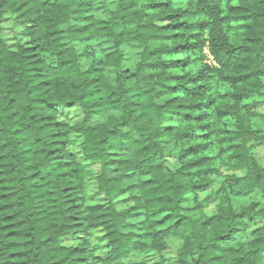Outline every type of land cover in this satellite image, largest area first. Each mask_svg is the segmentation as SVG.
<instances>
[{
    "label": "trees",
    "instance_id": "trees-1",
    "mask_svg": "<svg viewBox=\"0 0 264 264\" xmlns=\"http://www.w3.org/2000/svg\"><path fill=\"white\" fill-rule=\"evenodd\" d=\"M259 148L264 0H0V264H264Z\"/></svg>",
    "mask_w": 264,
    "mask_h": 264
},
{
    "label": "rangeland",
    "instance_id": "rangeland-1",
    "mask_svg": "<svg viewBox=\"0 0 264 264\" xmlns=\"http://www.w3.org/2000/svg\"><path fill=\"white\" fill-rule=\"evenodd\" d=\"M206 53H207V55H209V61L213 62V58L210 56L208 49H206ZM63 115H65V114H63ZM256 152H257L258 160L261 163H263L264 162V149L259 148ZM254 198H256L255 195H249L247 197H235L234 203L237 206H245V205L250 204L252 202V200H254ZM170 245H171V250H174L175 244L172 242Z\"/></svg>",
    "mask_w": 264,
    "mask_h": 264
}]
</instances>
